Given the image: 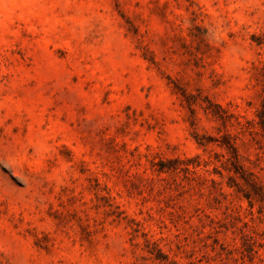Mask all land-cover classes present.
Segmentation results:
<instances>
[{
	"label": "rangeland",
	"instance_id": "obj_1",
	"mask_svg": "<svg viewBox=\"0 0 264 264\" xmlns=\"http://www.w3.org/2000/svg\"><path fill=\"white\" fill-rule=\"evenodd\" d=\"M262 102L264 0H0V264H264Z\"/></svg>",
	"mask_w": 264,
	"mask_h": 264
},
{
	"label": "trees",
	"instance_id": "obj_2",
	"mask_svg": "<svg viewBox=\"0 0 264 264\" xmlns=\"http://www.w3.org/2000/svg\"><path fill=\"white\" fill-rule=\"evenodd\" d=\"M261 114H260V123L262 124V126L264 127V102H262V104H261ZM232 156L236 159L237 158V154L235 153V150L234 151H232ZM234 171L235 172H237L236 171V169L234 168Z\"/></svg>",
	"mask_w": 264,
	"mask_h": 264
}]
</instances>
